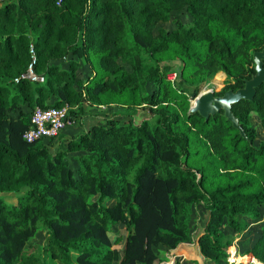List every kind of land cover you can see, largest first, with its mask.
I'll return each mask as SVG.
<instances>
[{"label":"trees","instance_id":"trees-1","mask_svg":"<svg viewBox=\"0 0 264 264\" xmlns=\"http://www.w3.org/2000/svg\"><path fill=\"white\" fill-rule=\"evenodd\" d=\"M183 10L188 27L157 28ZM30 46L43 84L15 83ZM263 48L264 0H0V194L15 196L0 198V264H160L161 248L191 241L209 264H264V141L253 122L264 133V85L232 106L245 138L223 112L206 122L188 113L219 72L230 83L216 96L242 88ZM75 57L90 71L82 81ZM176 61L194 91L161 72ZM83 105L120 107L129 120L93 125L54 154L22 140L35 108L81 117ZM197 205L209 215L201 232L190 228ZM249 225L257 235L240 256L251 259L228 262ZM38 231L43 243L28 245Z\"/></svg>","mask_w":264,"mask_h":264},{"label":"rangeland","instance_id":"rangeland-1","mask_svg":"<svg viewBox=\"0 0 264 264\" xmlns=\"http://www.w3.org/2000/svg\"><path fill=\"white\" fill-rule=\"evenodd\" d=\"M190 22H191L190 16L187 14L186 11L183 10V11L173 13L171 20L169 22H167V23L160 22L157 25V28H161V29H164L166 31H170V30L176 29L178 26L188 27L190 25ZM76 61L79 62L80 64H82L81 69L76 73V80L82 81V80L86 79L87 74H89L90 71H89L88 66L85 63L84 58H76ZM142 63H143L144 68L151 66L153 64L149 61L147 56L142 57ZM180 64L181 63L179 61L171 63L165 67H162L161 72L165 75V77L168 80H170L173 83V85L178 86V87H182L186 91L192 92V91H194L193 88H191L189 86H185V85L183 86V84L178 80V74H179L178 72H179ZM67 65H68V59L63 60L60 63V66L63 68H67ZM125 67L128 71H130V67L128 65H126ZM229 83H230V80L225 76V74H223L222 72H219L215 76H213L210 80H208V82L206 84H204L202 86L200 85L197 88L198 94L201 92H204V91H212L215 94H218ZM150 90H151V88L148 87V91H150ZM192 103H193V100L190 101V105H192ZM144 107L145 106H143L142 108L136 109V111H135L136 114L134 115V117H132L134 123L137 124V123L141 122V120L147 118V116L149 115L148 111L146 110V108L144 109ZM76 110L77 109H75V111H74V109H72V110H70V112L73 111L74 114H76ZM24 111H26L27 113H30L31 110L28 108H24ZM82 113H84V112H82ZM121 114H122V116H121L122 120L119 117L117 118V116L112 115V116H110L109 119H106L105 121H108L110 119H115V120L117 119L120 122H122V121L127 122L129 119H128V116H125L126 112L124 111V113H121ZM83 115L84 114L81 115V118ZM70 116H73V114H70ZM73 117L75 118V124H77V126L74 128H78V126L81 127V120L80 121L78 120L80 116H73ZM253 122H254V125H255L257 131L259 132L257 139H256V143L258 144V143L264 141V133H260V131H259L258 119L256 118V116L253 117ZM90 128H86L85 132H88ZM77 138L78 137L76 136L75 139H77ZM56 139L48 141V145L50 147L51 154H54L57 151H64L66 149L65 144L64 143L61 144V142L59 143L58 140L55 141ZM78 154H74V153L67 154L68 164L70 165V167L73 170H76V168H77V162L75 159L78 157ZM0 198L8 205L15 203L14 194H0ZM108 205L110 206V204H108ZM208 217H209L208 212H206V210H204L200 205L192 207L189 211L191 230L201 232V229L206 225ZM245 222L248 225L252 221L246 220ZM118 229L121 230L122 226L119 227ZM249 231H252V233ZM257 231L258 230L256 229V225L255 226L249 225L247 227L246 233L241 234V236H240L241 239L239 241L236 240V242L233 244V246H231L229 248V260H228V262L232 263L235 260L242 262L243 260L245 261V260L251 259L250 257H245L242 260L237 259V258L239 257L240 254H242V252H244V250L247 247H250L253 244V242L255 241L256 235H257ZM43 241H44V234L42 231H38L35 234V236L32 238V240L28 243V245H34V244L40 245L43 243ZM193 243H194V245H192V243H191V245H192L191 249L192 250H190V251H192L191 252L192 254L196 255L195 259H192V260L188 259L187 255H186V259L179 261L180 263L178 262L177 264H209L201 256V254L199 252L198 245L195 242H193ZM123 244H124V241L122 240V242L116 246L120 252L123 251V246H124ZM237 249H238V251H237ZM193 250H194V253H193ZM158 253H159L162 260L165 258V256L167 254H169V252L165 251L164 248H161L158 251ZM177 254H179V251L177 252ZM190 256H193V255H190ZM120 257H122V255Z\"/></svg>","mask_w":264,"mask_h":264},{"label":"water","instance_id":"water-1","mask_svg":"<svg viewBox=\"0 0 264 264\" xmlns=\"http://www.w3.org/2000/svg\"><path fill=\"white\" fill-rule=\"evenodd\" d=\"M254 75L247 81L244 86L236 91L228 90L221 96H216L212 91H204L199 93L193 100L189 109V114H198L205 122L212 116L223 112L227 122L238 131L242 138L245 134L239 125L237 118L232 113V106L241 101H253L256 90L264 85V48L258 52H254Z\"/></svg>","mask_w":264,"mask_h":264},{"label":"built area","instance_id":"built-area-1","mask_svg":"<svg viewBox=\"0 0 264 264\" xmlns=\"http://www.w3.org/2000/svg\"><path fill=\"white\" fill-rule=\"evenodd\" d=\"M29 55L31 59L29 67L19 79H15V83H18L22 79L43 84L44 78L36 75L32 69L36 62V56L32 46H30ZM72 109L75 110V108L68 106L47 109L35 108L30 114V126L23 132L22 140L25 143L32 144L41 140L56 139L65 128L75 124V118L70 116L69 113ZM181 260V257L170 254L166 255L161 264H177Z\"/></svg>","mask_w":264,"mask_h":264},{"label":"crops","instance_id":"crops-1","mask_svg":"<svg viewBox=\"0 0 264 264\" xmlns=\"http://www.w3.org/2000/svg\"><path fill=\"white\" fill-rule=\"evenodd\" d=\"M83 109H84V113H83L84 115L82 116V118L79 117V119H78L79 121L81 120V127L78 126V128H74L77 126V124H74L73 126L65 128L61 132V134L57 137V139L55 141L58 140L59 143L60 142H61V144L64 143L65 146L67 147V144L69 141L74 140L76 136L79 137L81 134L86 133L85 132L86 128H90L93 125H99V124L103 123L106 119H109L110 116H112V115L117 116V118L119 117L121 119V116H122L121 113H124V111H125L123 108L115 107V106L114 107H98V108H95V107H89V106L83 105ZM48 141H50V140H44V143L47 145L49 152L51 153L50 147L48 145ZM263 218H264V216H263ZM191 243H192V245H194V243L192 241L189 243H183V244L179 245L177 249L169 252V254H167V255H170V254L176 255L177 257H181L182 260L186 259V255H187L188 259H191V260L195 259L196 255L192 254L191 253L192 251H190V250H192L191 249V247H192ZM178 251H179V254H177ZM193 253H194V250H193ZM190 255H193V256H190ZM245 257H249V256H240L239 255V257L237 259L242 260ZM235 261L241 262V261H237V260H235Z\"/></svg>","mask_w":264,"mask_h":264}]
</instances>
